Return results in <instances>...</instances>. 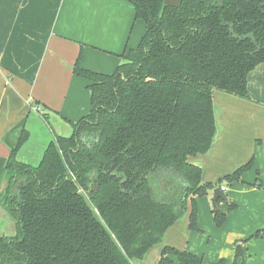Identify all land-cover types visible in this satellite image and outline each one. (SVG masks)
<instances>
[{"label":"trees","instance_id":"trees-1","mask_svg":"<svg viewBox=\"0 0 264 264\" xmlns=\"http://www.w3.org/2000/svg\"><path fill=\"white\" fill-rule=\"evenodd\" d=\"M124 1L146 32L111 74L77 62L90 113L71 136L50 143L37 167L17 160L28 132L12 149L3 201L17 234L0 236V264H135L187 212L189 229L201 232L197 199L254 167L251 160L212 183L193 160L217 135L216 94L253 102L249 76L264 64V0H183L179 8ZM213 216L221 228L226 214ZM159 264L203 258L165 245Z\"/></svg>","mask_w":264,"mask_h":264},{"label":"crops","instance_id":"crops-1","mask_svg":"<svg viewBox=\"0 0 264 264\" xmlns=\"http://www.w3.org/2000/svg\"><path fill=\"white\" fill-rule=\"evenodd\" d=\"M145 32L124 0H0V175L9 176L6 164L23 131L29 138L17 160L37 167L50 143L71 136L73 124L90 113L89 82L74 72L78 61L111 74ZM248 90L253 102L215 95L217 135L211 150L193 160L212 183L254 161L241 181L221 186L229 201L218 204L225 224L214 222L211 192L197 199L201 232L189 229L187 212L135 264H159L165 245L188 250L203 264H264V64L250 73ZM257 181L263 188L253 186ZM13 226L0 216V236H15L7 233Z\"/></svg>","mask_w":264,"mask_h":264},{"label":"water","instance_id":"water-1","mask_svg":"<svg viewBox=\"0 0 264 264\" xmlns=\"http://www.w3.org/2000/svg\"><path fill=\"white\" fill-rule=\"evenodd\" d=\"M183 0H165V5L173 8H179L182 5ZM23 187V182L20 184V188L22 189ZM223 201L225 203H228V197L226 193L223 191L221 187H217L213 191V195L210 199L211 204L214 209H218V202ZM115 239V237H113ZM117 243V241L115 240ZM118 244V243H117Z\"/></svg>","mask_w":264,"mask_h":264},{"label":"rangeland","instance_id":"rangeland-1","mask_svg":"<svg viewBox=\"0 0 264 264\" xmlns=\"http://www.w3.org/2000/svg\"><path fill=\"white\" fill-rule=\"evenodd\" d=\"M114 71H115V69H114ZM7 184H8V177L0 175V201H3L4 197L6 196ZM189 206H190V204H189ZM3 207L4 206L1 205L0 216L1 215L5 216V220H6V222H8L11 219V217L9 214H7L8 213L7 210ZM3 210H5L7 213H4ZM4 214H7V215H4ZM12 221L14 222V226L12 227V230L14 227H15V229L13 230V232H10V230H9V232H7V233H11V234L13 233L14 234L17 232V229H16L17 226H16V222L13 219H12ZM7 233H6V235H7ZM223 264H225V261L223 262Z\"/></svg>","mask_w":264,"mask_h":264},{"label":"built area","instance_id":"built-area-1","mask_svg":"<svg viewBox=\"0 0 264 264\" xmlns=\"http://www.w3.org/2000/svg\"><path fill=\"white\" fill-rule=\"evenodd\" d=\"M36 110H38V108L36 107ZM223 189V191H225V189L224 188H222Z\"/></svg>","mask_w":264,"mask_h":264}]
</instances>
